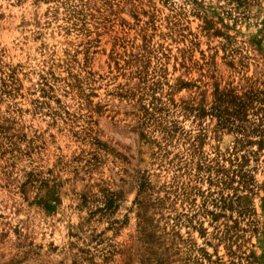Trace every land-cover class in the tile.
<instances>
[{
  "label": "rangeland",
  "instance_id": "1",
  "mask_svg": "<svg viewBox=\"0 0 264 264\" xmlns=\"http://www.w3.org/2000/svg\"><path fill=\"white\" fill-rule=\"evenodd\" d=\"M0 264H264V0H0Z\"/></svg>",
  "mask_w": 264,
  "mask_h": 264
}]
</instances>
